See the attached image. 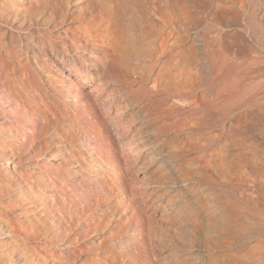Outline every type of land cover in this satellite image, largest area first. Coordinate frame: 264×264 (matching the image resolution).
Instances as JSON below:
<instances>
[{
    "label": "rangeland",
    "instance_id": "obj_1",
    "mask_svg": "<svg viewBox=\"0 0 264 264\" xmlns=\"http://www.w3.org/2000/svg\"><path fill=\"white\" fill-rule=\"evenodd\" d=\"M110 1L0 0V264H210L193 182L264 212V110L221 113L210 164L213 120L184 121L177 97L201 93L182 84L206 72V35L225 72L264 76V0H114L125 31L152 8L195 51L199 70L163 85L146 51L112 45Z\"/></svg>",
    "mask_w": 264,
    "mask_h": 264
},
{
    "label": "bare ground",
    "instance_id": "obj_2",
    "mask_svg": "<svg viewBox=\"0 0 264 264\" xmlns=\"http://www.w3.org/2000/svg\"><path fill=\"white\" fill-rule=\"evenodd\" d=\"M110 2L112 4L111 21H112V25L114 26L113 35L111 34L113 36L112 45H117L124 52L125 54L124 57L129 64L134 63L133 59H135V57L137 58V56L139 58L140 53L146 51V53L150 57L149 59L153 61V65H154V71L152 72L153 80L155 81V83H159V85L160 84L163 85L162 84L163 82H166V83L169 81L173 82L174 77L179 82V80H181L180 78H184L186 75L190 74V72H195L199 70V62L195 60L196 55H195V51L193 50V48L183 43L174 45L172 42L173 40H171L170 38L171 36L170 30L165 28V26L162 25L161 22H157L152 19V13H151L152 8H149L147 10L145 9L146 11L143 14L148 17V20L142 24L140 22V27L139 29H137L138 32H135V30L129 26L127 30L125 31L123 29L124 27H122L123 21L120 20L119 18L120 15L118 16L119 9L117 7V4H115L116 2L114 0H111ZM137 2L138 0H133V6L135 9L138 8ZM162 2L167 3L168 1L162 0ZM182 4H184V2ZM182 11H183V8H182ZM159 18H161L162 21H167V17H165V14L164 16H160ZM110 37L111 36H109V39ZM201 39L204 42H206V49H205L206 54H205V57L203 56L208 62L206 72L204 76L202 75L196 76L194 78V83L192 85H186L185 83L182 84L183 88L190 89L191 91L195 89H201V93L200 95L195 94L193 97L191 96L186 97V96H181V95L177 97L181 101H185L187 105L191 106L189 107L190 110L189 111L187 110L188 112H184L183 115L180 114L183 117L184 121L185 120L189 122L195 121L198 119L197 116L201 114L202 115L207 114L209 115L210 118H212L211 120H213V123L210 122L208 124L207 123L203 124L204 129L202 128L203 130L201 129V131L206 130L207 134L205 133L203 137L201 136V139L203 142L202 144H204L203 148L205 147L204 155H206L207 158L209 159L207 161H209V163L210 162L216 163V158L218 157L219 147L217 146L218 131L213 129L214 128L213 125H215L214 122L221 121V119L223 118V117L221 118V115H222L221 113H223L224 115H227V114L229 115V114H232L231 112H234L235 110H238L242 107H247V109L249 108L259 109V111L264 110V76H261V77L259 76L254 79H248L245 75H243V72L241 70H237L238 73L225 72L223 57L221 56L220 52L216 49V47H213L214 41L210 37H207V35L203 36ZM148 47L149 48L151 47V49L149 50ZM120 52L121 51H119V53ZM179 85L180 84H178V86ZM160 104H161V101H160ZM162 112L160 111V113ZM177 119L179 118L177 117ZM194 124L195 123H193V125ZM189 134L192 135L191 133ZM218 135L220 134L218 133ZM230 142H233V141L230 140ZM225 144H227V142L221 143V145H225ZM197 148H200V147L197 146ZM240 148L242 149L246 148L245 142H240ZM9 162L4 163L3 166L5 167L9 166L10 164ZM209 163L207 162L208 165ZM197 165L199 164L197 163ZM227 165L229 164L227 163ZM189 183L187 185H189ZM187 185L185 183L186 187ZM188 192H190L192 197L190 199L188 198L189 202H187V206L189 207V213H187L188 214L187 219L190 221L195 220L201 223V226H202L201 231H202L203 236H200L199 238H200V241H202L201 243H204V244L207 243L206 247L209 250L207 249L206 250L208 252L207 257H208V260L210 261V264H264V212L257 211L255 207L249 206L245 204V202L241 203L238 201H231L230 199L226 197L227 195L225 196L224 194L223 195L220 194L219 191L215 188L213 189L208 186H203L202 184H200V182L199 183L193 182L192 184H190ZM185 217L186 216H184V218ZM179 256H177L178 259H179ZM181 256L183 257L182 253H181ZM185 262L186 261H183L182 263L185 264ZM179 263L181 264V262Z\"/></svg>",
    "mask_w": 264,
    "mask_h": 264
}]
</instances>
